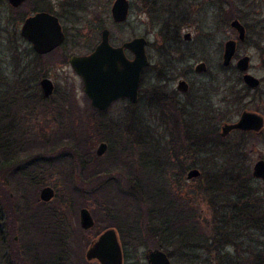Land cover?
Segmentation results:
<instances>
[{
    "label": "rangeland",
    "instance_id": "1",
    "mask_svg": "<svg viewBox=\"0 0 264 264\" xmlns=\"http://www.w3.org/2000/svg\"><path fill=\"white\" fill-rule=\"evenodd\" d=\"M4 1L6 3V0ZM33 1L36 2L37 0ZM41 1H45L47 8L53 11V14L61 13V9L58 6L61 0ZM112 1L113 0H102L105 7V14H103L101 19L102 28L109 30L110 44L112 46H120L122 43L133 38L145 37L152 44L151 47L153 50L151 51V55L155 56L157 43L161 45L163 43V38L159 35L161 20L159 21V17L153 13L152 8L147 2L145 3V0H128L130 3L129 18L125 23L116 25L112 22L110 17ZM250 1L255 2L252 8L262 12L264 7L260 5L258 1ZM211 3L214 7L215 15L213 13V16L205 19V23L208 26H213V32L216 33V35L213 45L210 47L211 57L207 64L208 73L204 77L193 76V80L197 82L202 80L208 81L218 72L222 45L227 39L232 38L233 35V31L229 28V16L218 11L217 8L220 5L216 3L215 0H212ZM8 8L11 9L7 3L5 7H0L1 15L6 14L5 11L8 10ZM242 8L245 9L243 6L240 10ZM201 15L203 16L204 14L202 13ZM254 18L264 21V16H254ZM83 19L84 28L81 32V38L74 40L71 38L75 46L67 42L60 50L68 54V56L84 53L86 55L90 53L99 42L100 31L97 33L89 31V36H85V19L89 22L90 15H84ZM251 19L252 18L248 17L239 21L243 24H250ZM21 23L17 26V33L19 32ZM61 23L62 26L63 24L65 26L63 21ZM65 27L70 37L73 36L72 27H69L68 23ZM191 31L192 30L189 28L185 30V32ZM179 32H181V30ZM182 34L183 33H181L180 37ZM192 35L194 41L192 42L191 49L194 52H199L200 43H198V36L196 34ZM12 46L15 47L14 51L10 50V48H13ZM27 48H29L28 44L23 42H18L13 45L9 44L7 41L0 43V87L1 92L7 93V100L5 102L7 103L10 116L15 119L14 127L16 129L13 131L14 134L11 133L10 136L14 139L13 143L17 145H13L12 152L8 154H11L13 158L11 166L19 168L15 175L11 173V175L6 176L3 181L0 180L1 189L3 193L5 192L8 196V200L5 198L6 195L0 197V205L3 209L2 216L4 217L5 233L10 232V227L13 228L14 233L11 239L14 240L16 246L19 248L22 264L41 263L39 256L41 254H38L41 252L40 240L47 239L48 237L46 234H41L40 231H37L33 222H31L33 217H26L27 214L24 211V202L28 199L39 200V192L46 186L51 187L55 192L53 200L47 204L46 208L55 210L59 214L55 238L58 240H65L67 249L63 251L62 248H60L61 252L58 255V264H69L73 260V257H82L85 263L84 256L88 248L85 244L92 240L94 234H98L101 230L109 226L111 227L110 221L115 225V230L118 231L119 241L126 257L123 258V264H146L144 253L147 249L144 246L138 248L134 247L131 242L132 238L130 237L133 234H128L129 228H127V226L129 227V225H131V228L137 227L140 215L139 209L141 208L145 209L148 215L150 213L149 219L154 220L153 223H150L152 224L150 226L151 228H153V225H159L161 221H159V218L156 219V216L153 215L154 212L151 211L164 205L161 196L166 192H169V197L171 195L181 194L180 190L177 188V186H179V177H175L174 169L168 165V163L171 162V159L168 157L169 153L165 155L168 151V146L165 144L164 139L167 136L164 134L165 131L161 127V124L166 122L162 115L163 112L148 105L145 100H142L137 106L136 119L134 120L133 127L129 129L116 127V125H106L107 122L116 124V122L126 121L125 118H130L131 115L129 112L126 114L120 112L124 103H117L103 116L96 117L94 113L88 110L81 81L70 66L68 64H61L60 62L56 63L50 61L52 58H57L59 53L52 58L43 57L42 60L32 61L31 57L27 56ZM238 54L251 57L248 73L261 82L262 96L256 94L245 97L243 99L244 107L247 110L258 112L264 116V66L259 61L258 51L255 50L250 43H245L239 46ZM174 59L177 60L176 65L182 69L188 67L192 68L193 66V64L187 62L188 56L186 54L175 56ZM29 61H32V65L35 67V73H37V75L41 73L49 78L55 87L53 95L50 98H45L46 101L43 104L45 109L41 108V106L32 108L31 104L20 101L23 95L21 91L25 87L24 82L26 79V70H24V66ZM153 61L155 62V60ZM42 63L43 69L41 70L40 67ZM234 64L235 63L231 64V69H234ZM18 66L21 67L17 69ZM225 77L232 80L233 83H241V76L238 73H234L232 70H229L228 73L225 74ZM41 78L42 77H37L35 81H33V79L29 84L38 85ZM29 79L32 78L30 77ZM35 92L39 94V85L38 89H35ZM70 94L71 97H69V99L73 101V109H70L66 96ZM259 96H261L260 99ZM93 121L99 123L104 128L112 129V133L102 131L103 135L99 134V136L94 137L92 140H88L86 144L89 149L92 150L93 156L98 159L97 162L99 164L96 166L95 180L88 179V181H86V189L93 192H95L97 188L101 189L99 185L103 180H99L100 168L109 169L107 171H110L112 177L118 181L120 188L125 190V192L129 193L131 185H134L136 188L133 193L134 197L129 198L130 201H127V199H118L110 192L97 195V200L101 204L103 202L101 198H105L107 195H109V197L113 196L114 200L110 206H108L111 209V211H109L110 216L113 217L110 221H102L98 213L100 205L94 204L93 200L90 202L88 200L90 195L85 194L86 205L80 200L75 202L63 183L62 171L68 170L69 172H74L78 170V176L73 179L77 181L78 178L81 177V169H79V167H81L82 164L80 162H83L82 158H74L75 165L72 166V168L67 167V163L63 160L65 159L63 157L68 156V150L70 149V140L67 134H71L80 127L84 130L86 128L87 132H90L92 129L91 123H93ZM196 125L188 126L187 129L193 133ZM263 139L264 136L249 139L245 143L248 149L247 159L250 173L253 164L257 160H264ZM230 140L235 142L240 140V138L237 134H233ZM101 142L107 144L108 150L104 156L97 157L95 151ZM130 147L134 150L132 156H130L132 153H130ZM27 148L28 150L26 152ZM192 148L193 147H190L189 149ZM22 150L25 152L21 153L20 151ZM41 155L44 156L43 159L46 160L43 167L39 166L37 169L31 166L28 168L27 173L34 174L35 176L32 175V177L36 178L33 184L20 179L22 175L21 168L22 171H24V167L22 166L25 164V160L31 158L30 160L35 161V159L39 158ZM7 157L9 158V155ZM191 159L195 160L194 164L199 166L202 174L203 171L201 167L205 166L210 170L208 174L212 175L214 173L213 175H216L218 173V167L221 165L216 162H211L205 157L187 156L188 162ZM1 162L2 157L0 156V166ZM114 162H119L118 166H113ZM131 165H133L135 167L134 170L137 171L136 180L130 179L128 176L127 171ZM191 184H193V182H191ZM246 186L251 188L253 194L264 204V183L253 179ZM9 198L10 200L12 199L11 204ZM90 199L92 198L90 197ZM198 201L200 203L196 208L197 213H199L201 221L205 222H211L212 218L217 219L224 216L225 220H229V222L232 223L235 217V207L232 205L236 204V207L240 206V201L236 197L234 199L231 198L229 194H225L223 197H216L207 192L202 194L199 193ZM212 204H215V206H212ZM17 207L21 208V212L17 211ZM81 208H85L90 212L95 220L94 224L97 225H95L91 231L89 230L90 232L85 233V235L79 227L78 214ZM6 221L9 223L10 227L7 225ZM12 224L14 227H12ZM47 227L46 225L44 226L45 229ZM120 234L123 235V238H121ZM242 235L244 236V234ZM122 241L125 242L126 247L123 246ZM174 250V247L171 245H169L166 250L162 249L166 254L174 252ZM88 263L98 264L95 261ZM170 263L187 264V262L184 263V261L180 259L176 260V258L173 262L170 260ZM45 264L48 263L46 262ZM208 264H215L214 260L212 259Z\"/></svg>",
    "mask_w": 264,
    "mask_h": 264
},
{
    "label": "trees",
    "instance_id": "2",
    "mask_svg": "<svg viewBox=\"0 0 264 264\" xmlns=\"http://www.w3.org/2000/svg\"><path fill=\"white\" fill-rule=\"evenodd\" d=\"M67 1L66 6H62L61 10L70 11L69 15L61 13H55V15L65 23V26L66 23H68L69 27H72L73 31L78 34L77 37L81 38V32L84 28V11L85 15H90L89 22L85 19L86 37L89 36V31L97 33L103 29L101 19L103 14H105V7L102 0ZM147 1L148 0H145V3ZM5 6V1L0 0V7ZM38 11L53 13V11L47 8L45 1L41 0H37L36 2L28 0L18 9L8 8L4 15H1L2 13L0 12V43L5 41L11 45L18 42L26 43L18 36L16 30L17 26L23 22L26 17ZM152 11L162 13V9L154 8ZM167 13L173 14V9H168ZM10 50L14 51L15 47L12 49L10 48ZM26 52L27 56L31 57L32 61L42 60L43 58L35 54L30 47L27 48ZM32 61L27 62L24 66V70H26V79L24 82L25 87L21 91L23 95L20 101L31 104L32 108L35 106L44 108L43 104L46 99L42 96L41 91L39 94L35 92V89H38V85H30L29 83L33 79V81H35L37 77L44 78L45 76L41 73L38 75L35 73V67L32 65ZM60 63L66 64L65 62ZM20 67L21 66H18L17 69ZM40 69H43V63ZM225 72L226 69L220 67V71L216 74L217 77L215 76L213 79L215 81H207L202 88L203 105L200 113L199 128L195 129L193 133L187 128L185 130L180 129V132L185 134L186 140H190V142H186L185 145V153L187 156H201L207 158L211 162L221 164L218 167V173L216 175H213V171L212 175L208 174V171H210L208 167H201L203 171V174L201 173L203 184L201 185L200 193L207 192L216 197H223L225 194H229L233 199L236 197L240 201V206L236 207V204L232 205L235 207V217L232 223H230L229 220H225L224 216L217 219L212 218L211 222L201 221L196 209L198 205L194 204V202H188L189 199L187 197L190 196L188 192H183L179 189L181 194L171 195L170 197L169 192H166L161 196L164 205L151 211L154 212L153 215L161 221L159 225H153L154 229L150 227L152 225L150 223L154 222L153 219L148 218L150 213L148 215L145 209H139V223H137V227L135 226V228H132L133 232L129 231L128 233L133 234L130 237L132 238L131 242L135 248L144 246L146 249L161 248L166 250L167 247L171 245L175 250L174 252L167 253L169 259L172 262L175 258L176 260L180 259L184 261V263L187 262V264H208L212 259L215 264H264V204L253 194L251 188L246 186L253 178L249 172L250 167L247 159L248 149L245 143L247 140L253 139L254 137L252 135L238 134L240 140L232 142L230 139H221L218 134V124L232 120L243 109L241 97L237 96L239 95L238 92H235L234 87L231 89L226 78L221 76V73ZM30 77L32 79H29ZM243 90L246 91V94L251 93L244 87L241 91ZM255 93H260V89L255 91ZM66 96L70 109H73V101L69 99L71 94ZM6 100L7 93L1 92L0 87V156L2 157L0 180L2 181L6 176L11 175V173L15 175L16 171H18L17 169H19L11 166L13 158L11 154H8L12 152V146L17 144L13 143L14 139L10 136L11 133L16 130L14 127L15 119L9 114L7 103L5 102ZM87 105H89L88 102ZM93 112L96 114L95 111H92V113ZM91 128L90 132H87L86 128L84 130L80 127L71 134H67L70 140V149L68 150V156L63 157L65 158L63 160L67 163V167L71 168L75 165L74 158H82L83 162H80L82 165L79 167V169H81V177L78 178L79 181L73 180L78 176V170L74 172L65 170L62 171L63 183L75 202L80 200L85 204L87 203L85 194L90 195L88 200L90 202L93 200L94 204L100 205L98 213L102 221H110L113 217L110 216L109 211H111V209L108 206L113 202V196L109 197V195H107V197L101 198L103 200L101 204L97 200V195L110 192L118 199H127V201H130L129 198L131 193L125 192V190L120 188L118 181L112 177L110 171H107L109 169L101 168L99 176V180H103L99 185L101 189L97 188L95 192L86 189V181H88V179L95 180L96 166L99 165L97 162L98 159L93 156L92 150L89 149L86 144L88 140H92L94 137L99 136V134L103 135L102 131L112 133V129L104 128L94 121L91 123ZM263 136L264 134L261 137ZM5 139L8 141L5 142ZM190 147L193 148L189 149ZM27 150L28 148L26 152ZM20 152L24 153L25 151L22 150ZM8 155L9 158L7 157ZM43 157L44 156L41 155L39 158L35 159V161L30 160L31 158L25 160V164L22 166L24 167V171H22L21 168L22 175L20 179L33 184L36 178L32 177V175L35 176L34 174L27 173L28 168L31 166L37 169L39 166L43 167V164L46 162ZM179 163L180 166H175L172 162L168 163V165L174 170L179 171L178 177L181 178L187 170V158ZM118 164L119 162H114L113 166H118ZM2 193L3 190L0 184V197L6 195L5 192V194ZM90 197L92 199H90ZM5 198L8 200L7 195ZM182 198L183 200L185 199V203L182 202ZM11 203L12 199L10 200V204ZM212 206H215V204H212ZM46 207L47 204L40 202V200L28 199L24 202V211L27 214L26 217H33L31 222H33L37 231H40L41 234H46L47 237L50 238L40 240L41 252L38 254H41L39 255L41 263L39 264H45L46 262L48 264H58V255L61 252L60 248H62L63 251L67 250L65 246L66 243L65 240H58L55 238L57 234L56 229L58 227V212L49 210ZM17 209V211L21 212V208L17 207ZM2 214L3 209L0 205V264H22L19 248L16 246L14 240L11 239L14 230L6 221L7 225L10 227V232L5 233L4 217ZM109 223L112 225L111 227L115 226L111 221ZM13 224L12 227H14ZM45 225L48 226L46 229L44 228ZM107 228H110V226ZM127 228H131V225H129V227L127 226ZM90 231H85V233ZM241 231L244 236L241 234ZM99 233L94 234L92 240L87 242L85 246L89 247V245L96 240ZM120 235L121 238H123V235ZM122 244L126 247L124 241H122ZM123 258H126L124 251ZM69 264L89 263L86 262V260L84 263L82 257H73V260Z\"/></svg>",
    "mask_w": 264,
    "mask_h": 264
},
{
    "label": "flooded vegetation",
    "instance_id": "3",
    "mask_svg": "<svg viewBox=\"0 0 264 264\" xmlns=\"http://www.w3.org/2000/svg\"><path fill=\"white\" fill-rule=\"evenodd\" d=\"M215 1L216 3L220 5L219 7H221V8L219 7L217 8L218 11L222 14L229 16V20H230L229 28L233 31L232 38L227 39L222 45V54H221V58L219 59L220 63L218 64L219 65L218 71H220V67H222L223 69H226L225 73H221V76L224 78H226L225 74L228 73L229 70H232L234 73H238L241 76V81H240L241 83H238V84L235 82L233 83V81L228 78H226V80L229 82V86L231 87V89L234 87L235 92H238L239 95L237 96L241 97V101L243 105V109L232 120L221 122L218 124L219 126L217 128H218V134H219V130L222 124L235 123L238 120L240 114L243 112H253V113L259 114L260 116L264 118V116L258 112L245 109L244 103H243V99L245 97H248L250 95H256L255 91H257L258 89H260V93L258 94L259 95L262 94L260 80L258 79L260 82V86L257 89H254V90L249 89L242 80L243 74L240 73L236 69V66L234 67V69L233 68L231 69V64L235 63L234 65H236L237 61L243 57L249 58V65H250V62H251L250 56L238 54L239 46L245 43H250L251 46H253L255 50L258 51L259 61L264 66V21L254 18V16L255 17L264 16V9L261 12L255 8H252V5L255 2L250 1V0H215ZM255 1H258L260 5L264 7V0H255ZM66 2L68 1L67 0L60 1V3L58 4L60 9L62 6H66ZM211 2L212 0H176V1L175 0H148L147 3L152 9L154 8L162 9V13H159V12L158 13L153 12V13H155L159 17V21L161 20V30H160L159 35H161V37L163 38V43L161 45L160 43H157V49L155 52V56H152L151 55V51L153 50L151 47L152 44L145 37H143L146 40L145 54L147 56L148 65L142 70L141 75H140L137 102L135 104H132L129 102L128 99H119L111 103V105L106 110L99 111L91 106L90 101L85 96L86 103L88 102L89 104L87 105L88 110L91 112L95 111L96 117L103 116L110 109H112L115 104L124 103V106L120 109V112L122 113L124 112L125 114L129 112L131 116L129 119L125 118L126 121H122L118 123L116 122V124L107 122L106 124V125H116V127H123V128H129V129L133 127L134 120L136 119L135 117L136 109H137L138 104L141 103L142 100H145L148 105L157 108L159 111H162L163 118H165L166 122H163L161 124V127L164 129L165 131L164 134L167 136L164 139H165V144L168 146L167 147L168 151L166 150L167 153L165 155H168L169 153L168 157L171 159L170 161L174 163L175 166H180L179 162L180 161L183 162L187 158V155L185 153V145H186V142H190V140H186L185 134L183 132H180V129L185 130L186 128H188V126L196 125V124H197L196 128H198L199 123H200L199 122L200 113H201V108L203 105L201 92H202L203 86H205L207 81H204V80L200 82L194 81L193 76L204 77L208 73L207 64L211 57L210 47L213 45L215 35H216V33L213 32V29H214L213 26H208L205 23V19L213 16L212 15L213 13L215 15V12H214L215 10ZM243 6L245 9L242 8L240 10V8ZM170 8L173 9V12H174L173 14L167 13L168 9L170 10ZM38 12H45V13H48V14H51L57 17L59 24L61 25L63 35H64V41L59 47H57L55 50L45 55H38V56L52 58L53 56L59 53L57 58L55 59L52 58L50 61L56 62V63L65 62L66 64L69 65V59L72 56H86V55H89L94 50L93 49L90 53L86 55L84 53V54L70 55V56H68V54L66 53L61 52L60 50L62 49V46L65 43L69 42L70 44L75 46V43L72 40L79 39L80 37H77L78 34H76L74 31H73V36L70 37L68 32H66V27L64 26V24L62 26L61 19L55 14L51 12H47V11H38ZM69 13L70 11L68 10H64V9L61 10V14L69 15ZM83 13L85 15V11ZM202 13L204 14L203 16L201 15ZM248 17L252 18L250 24H243L241 21H239V20H242ZM234 20H237L244 28V40L243 41L239 40L238 33L230 27V23ZM188 28L192 31L185 32V30ZM180 30L181 32H179ZM181 33L183 34L180 37ZM192 34H196L198 36V43H200L199 52H194L191 49L192 42L194 41V37ZM186 35H188L189 38L185 39ZM71 38L73 39L71 40ZM229 41L235 42V50H234V55H233V58L229 66L224 67L223 66L224 46ZM29 47L31 48L30 45ZM113 47H117V46H113ZM124 53L127 59L129 60L133 59V54L131 52L125 50ZM183 54H186L188 56L187 62H189V64H193L192 68L188 67V68L182 69L176 65L177 60H175L174 57L180 56V55L182 56ZM153 60H155V62ZM199 64L205 65L206 72L197 73L195 71L196 66H198ZM216 74L217 73H215L213 78L209 79L208 82L210 80H211L210 82H212ZM44 78H47V77H44ZM181 82L185 83L184 91L179 88V84ZM243 87L248 89L251 93L246 94V91L244 90L241 91ZM82 90H83V85H82ZM261 96H259V99L261 98ZM233 134L252 135L254 138H258L264 134V130L260 134L243 133L239 131H234V132H231L229 136L225 139H230V137ZM5 141H8V140L5 139ZM107 150H108V146H107ZM133 151H134L133 148L130 147V153L132 152L130 156L133 155ZM191 156L194 157V155H189L188 157H191ZM260 160H263V159H260ZM194 161H195L194 159H191L187 163V170L184 173V175L181 178H179V181H178L179 186H177V188L182 190L183 192L186 191L190 194V196L187 197L189 199L188 202L190 203L194 202V204L199 205L198 194L200 193V188H201V185L203 184V180L201 177V171L199 169V166L197 164H194L195 163ZM134 168L135 167L131 165L130 168H128L127 173L130 179L136 180L137 171H135ZM192 169H197L200 172V176L195 179L187 180L186 175L188 171ZM178 174H179V171L174 170L175 177H177ZM254 180L260 181L256 179ZM191 182H193V184H191ZM260 182L264 183V181H260ZM135 189L136 188L134 185H131L129 188L130 190L129 192L131 193L130 197L132 198L134 197L133 193ZM190 200H194V201H190ZM182 202L185 203L186 202L185 199L183 200L182 198ZM156 219L158 218L156 217ZM107 229L115 230L114 227L105 228L103 231L99 233V235ZM82 231L85 235V230H82ZM129 231H132V228H129ZM115 232H116V235L118 236L117 234L118 231L115 230ZM84 259H85V256H84Z\"/></svg>",
    "mask_w": 264,
    "mask_h": 264
},
{
    "label": "water",
    "instance_id": "4",
    "mask_svg": "<svg viewBox=\"0 0 264 264\" xmlns=\"http://www.w3.org/2000/svg\"><path fill=\"white\" fill-rule=\"evenodd\" d=\"M27 0H6L12 9H18ZM130 3L128 0H113L110 8V17L113 23L120 25L129 18ZM239 36L244 40V28L237 21L230 23ZM19 37L28 43L37 55H45L64 41V35L57 17L38 12L28 16L19 28ZM110 33L108 29L100 31V39L94 50L86 56H72L69 59L70 68L79 77L83 85V93L90 101L93 108L104 111L111 103L119 99H128L135 104L138 100V87L142 70L148 65L145 54L146 40L143 37L133 38L113 47L110 44ZM189 38L188 35L185 39ZM133 54L129 60L124 51ZM235 50V42L229 41L224 46L223 66L228 67ZM236 69L243 74L242 80L249 89H257L260 82L257 78L247 73L249 58L243 57L236 63ZM197 73L206 72L204 64L196 66ZM39 88L44 98H49L54 93V85L49 78L40 79ZM181 90H185V83L179 84ZM264 130V118L253 112H243L235 123L222 124L219 130L221 138L225 139L231 132L260 134ZM107 151L106 143H99L95 154L102 157ZM200 176L197 169L188 171L187 180ZM253 179L264 181V160H258L252 167ZM55 196L51 187H43L39 192V200L42 203H50ZM79 226L88 231L94 227V220L90 212L81 208L79 210ZM146 264H171L170 259L161 248L147 249L144 253ZM87 262L95 261L98 264H123V253L121 244L114 229H107L89 245L85 252Z\"/></svg>",
    "mask_w": 264,
    "mask_h": 264
}]
</instances>
